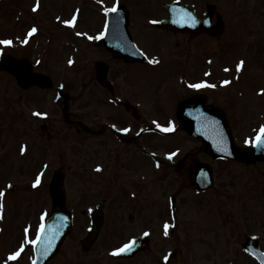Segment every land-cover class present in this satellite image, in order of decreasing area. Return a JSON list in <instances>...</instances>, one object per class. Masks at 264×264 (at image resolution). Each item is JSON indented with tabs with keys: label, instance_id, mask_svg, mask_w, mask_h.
<instances>
[{
	"label": "rangeland",
	"instance_id": "374dc122",
	"mask_svg": "<svg viewBox=\"0 0 264 264\" xmlns=\"http://www.w3.org/2000/svg\"><path fill=\"white\" fill-rule=\"evenodd\" d=\"M52 1H56L58 4V0H44V5L50 6L52 4ZM143 1H145L146 3L142 2L141 0H139L138 2L134 1L135 7H133V10H136V12L138 13L140 12V14L145 12L144 15H157L156 17L162 14V12L159 13L157 11V8L160 9L159 4L161 0ZM183 1L187 2V0ZM257 1L264 3V0H210L211 3L217 6V11L220 10L224 14L230 13L239 16H243L246 14H254L255 11L253 8ZM194 2L195 0L192 2V4H195ZM67 3H70V0H68ZM104 3H106V7H108L111 4V0H104ZM220 3L226 5V7H224V5L219 6ZM61 4L62 6L64 5L63 0H61ZM73 7H71V9L67 13H65L66 16L73 10ZM101 7H103V5H101ZM222 7L224 8V10H227L226 13L224 12V10H222ZM101 9H96L95 11H93L87 8L86 11L81 13L80 19L82 21L83 28L86 29L88 32L94 33L97 31V29L99 30L101 28ZM60 10H62V7L60 8ZM141 10H144V12H142ZM149 12L151 13L149 14ZM259 14L261 15L259 24L263 26L264 11H261ZM138 19H141V17L138 16ZM56 29L57 26H55V24L52 25L51 33L54 32V30ZM135 30H137V28H135ZM258 31L257 26L255 25L253 29L247 32V35H255L258 33ZM133 32L136 33L134 29ZM155 33L157 36L162 35L161 33ZM245 35L246 34L244 32H230V36H234L235 38H230V40L234 41L232 42L231 47L225 50H217V48L220 47L219 45L222 44L219 43L218 39H210L211 42H209L208 39L204 38H200L197 40L189 39L190 44H187V38H185L186 40H184V38H178L181 42V44L179 45L188 48V50H186L185 52L198 54V48L200 45H202V42L204 41L206 45L210 48L211 52V48L213 47L217 52L223 54V56H225V60L228 61L227 66H229L230 68L228 69V71H222V67H219V65H217L216 61L214 60V74L216 76H219V78H226L230 80L229 77L233 76L232 79H242L243 83L240 84V88L247 87L248 84L244 83L247 81H254V83L257 82V84H260V86L256 89H246L247 91H249L248 94L250 100H245L244 102L239 101V99L237 98L238 95L236 94V91L233 89V87L227 89V94L218 96L222 100V105L228 104L227 109L229 122L234 131L237 141H239L241 145H246L244 143L245 139L249 135L254 134L253 130L257 129L260 124L264 123V94H257L258 89H264V64H261V60L264 58V45L257 47L256 44H252L253 50H249L243 55L240 54L239 58V54H237V52L239 51L237 47L240 45L239 38ZM251 41L253 43L255 42L254 39H252ZM156 46L164 48L163 52H166V48L169 47L170 50V47L172 46V41L168 40L167 38H162V41L156 43ZM180 51L181 49L179 48L178 52L180 53ZM49 54H52V52L47 53L46 50L40 51L38 56V58L42 59V63L39 66L40 71L44 72L45 70H47L45 72L48 73L49 71L50 74L53 73L55 76V84H59L64 81L68 84V86H70L71 94L75 98L72 107L74 111L86 110L87 107L85 106L83 97L78 100L80 93L82 92L79 90L81 82L79 81L78 68L76 66L73 68L66 67L65 69L58 67L57 69L59 70L51 71L50 66H48ZM61 55L63 56V58H65L63 53H61ZM197 58L200 57L196 56L195 60ZM241 58L245 59L246 63L243 69H237V65H235V63L238 59ZM195 60L194 63L187 65L193 70L197 66ZM201 64H203V61H201ZM230 85H233V83H230ZM6 90L9 91V95L13 97H10L11 101L15 98L17 99V93L11 94V89L8 86L6 87ZM101 93L103 96V100H106V94L102 91ZM19 95L20 99L26 104L28 101H31V99H33L34 97V93H20ZM90 96L91 94L88 95V97ZM159 105L164 113L167 109L165 108V103L162 101ZM89 106V109L92 110V104L89 103ZM31 107L34 106H27V113L30 112ZM104 109L107 110L109 115V108H95L97 113H101V110L103 111ZM56 128L57 126L55 125L52 145L55 147V152L59 153V155L61 156V159L58 164L64 165L69 175H75L74 172H78L79 170V161L78 157L74 155L75 150L77 148H74L73 144L76 141H81L83 143V137L79 136L78 138L72 133H69L66 137H64L62 133H59L56 130ZM102 139L103 138H101V140ZM187 144V148H190V146H192L189 142ZM1 145L2 143H0V147ZM3 148L5 149L4 146ZM111 148L112 149L108 152L100 151L101 149L97 151H85L86 156L90 157L91 159H94L96 157L95 153H99L97 155L98 161L94 164H91L88 170H82L80 168V172H86L84 174V178L87 183L91 182L93 183V185L97 186L102 184L98 186L101 192L94 193L93 198H91L89 201H86V203H82L81 200H87L89 198L88 195L83 196L82 198L76 196L77 193L75 194V191L79 185V180H76L75 182L71 183V192H68V199L70 200V205L75 210L74 213L77 220V232L75 233V235L72 234V236L69 238V241L66 242L62 254L54 264H94L93 258H98V260L100 261L99 264H109V250L111 243L108 235L110 230V223L112 221V207L110 206L113 203V195L110 193L109 189V187H111L112 185L113 175V147ZM64 153L66 154V156L62 157ZM5 158L7 160L6 167L9 168L2 169V180L9 181L12 177H14V175L12 174V170L15 169L14 181L16 183V190L15 194L13 195L17 196L15 198V202H19L20 199L22 200L19 209H22L23 213L20 216L16 210L15 202L7 200L4 210V219L0 220L1 228H11L10 237L8 238V241H5V245L9 249H14L17 245V236L20 232V219H22L20 227H24L29 222L31 213H35L34 218L36 217L37 223L39 220L37 219L38 213L44 211L45 208H49L47 206H49L50 204V199L48 194V185L46 177L45 179H43L40 185L41 189L37 188L35 190H29L33 180V173L36 170L27 168V166L32 165V163L27 162L25 165H22L15 161V166H13L12 160H10L9 157ZM3 164H5L4 158L0 162V167H2ZM96 165H99L101 170L98 171L97 169H93ZM10 166L12 170L10 169ZM213 166L216 173V181L213 191L206 194L205 196H199L200 198L198 199L195 198V196L197 195L192 193L189 188L184 189L186 190L184 192L186 194L184 195H186L187 199H185L183 201V204H181V212L184 214L187 211V208H191L192 212L191 215H187L188 217L186 220L191 221V226L187 231V236L185 235V239H194L196 241L197 255L200 261L201 259H205V261L207 262V260L210 259V262L208 264H247V260L242 256L243 253L240 244H243L245 238L248 235L255 233L256 235H258L259 239L264 240V167H244L243 165L229 162H217L213 163ZM103 169H105V171H103ZM158 176V170L155 169L153 162H151L149 164L148 172L150 192L154 188L159 191V188L155 187L154 183H152L153 178H157ZM1 182L2 181L0 180V188H2ZM180 185H182L181 179L178 180L176 176L173 177L172 175L168 176V178L161 184L160 192H163L162 194H173L176 189H179ZM236 195H238L239 197H237ZM79 200L81 202H78ZM102 202L104 203L105 212H107L105 228L103 231L104 233H102V237L95 245L92 252L85 253L83 250H81L80 245L76 242V240L81 238L82 228L85 226V224H88V221L90 219V209H87V207H93L97 203ZM233 202H240V205L234 208ZM184 203H187V205L184 206ZM250 210H253V212L249 214ZM29 214L30 217H28ZM247 215L251 222H249L244 227L239 228V218L245 222V218ZM255 216H257L260 220L258 226H256L257 224H254ZM189 218L192 219L188 220ZM255 227L261 229L260 233L255 230ZM192 235L195 236L193 237ZM0 251L4 252L1 241ZM186 256L187 260L193 258V255L187 254ZM193 259L192 261H195ZM21 261L22 262H20L19 264L28 263L23 259H21ZM205 261L200 262V264H206Z\"/></svg>",
	"mask_w": 264,
	"mask_h": 264
},
{
	"label": "snow or ice",
	"instance_id": "6c2138e0",
	"mask_svg": "<svg viewBox=\"0 0 264 264\" xmlns=\"http://www.w3.org/2000/svg\"><path fill=\"white\" fill-rule=\"evenodd\" d=\"M100 3L103 5L104 0H100ZM39 0H37V4L36 6L33 8V11H36L39 8ZM120 9V0H115V3L111 6V7H104L103 11L105 14L107 13H117ZM79 12V9H77V13ZM61 18L58 16L57 20H60ZM191 21V23L193 25H195L198 21L196 20L195 16H193L191 13L185 11L184 12V16L177 19L175 22L176 23H187ZM65 25L71 26V27H75L76 26V22H77V15H73L71 19H66L62 21ZM151 23L153 24H158L160 23V21L158 20H153L151 21ZM38 31V29L36 27H32L29 32H28V37H32L33 34H35ZM108 31V27L107 24L104 27V31H102L101 33H99L96 36H91L88 35V33L84 32H78L77 35H82L87 37V39L89 40H97V39H101L102 37H104L107 34ZM24 44L28 43V39H24L23 41H21ZM0 45H4V46H12L13 45V40L12 39H3L0 40ZM4 49L0 48V56L3 55ZM141 54L144 55L145 57H147V53L141 51ZM150 63L152 64H157L159 63V60L155 59V58H151ZM37 63L39 64L40 61H37ZM73 63L72 60H69V64ZM245 65V61L244 60H240L239 63L237 64V69H243ZM225 71H228V69H225ZM206 75H208V73H206ZM231 81L229 80H224L223 84L228 85L230 84ZM61 88L64 87L63 84L60 85ZM189 87L193 88V89H201L203 87H212L215 88L216 85L215 84H208L206 81H202L199 83H192L189 85ZM261 94H264V89H261ZM33 115L37 116V117H41V116H47L48 113L47 112H40V111H36L35 113H33ZM154 123L156 124V127L159 128L161 131L164 132H169V131H174L175 130V122L170 121L168 123L167 126L160 124L158 121H154ZM112 128H116L117 126L115 124H113L111 126ZM131 129L128 127L125 128H121L119 129V131H122L124 133L129 132ZM252 135H249L244 143L246 145L255 147L257 149H261L264 148V123L260 124L259 127L257 129L253 130ZM221 151H225V152H229V149L227 148V146L225 145L224 147H222L220 149ZM22 153L27 151V146L23 147L21 149ZM177 155L176 152H172L169 154V159H171L173 156ZM157 167L160 166L159 162H157ZM44 169L48 168L47 164L43 165ZM97 170H101L100 166L97 167ZM44 176V171H40L39 174L36 176V178L34 179V181L32 182V188H38L41 183H42V178ZM13 188V184L11 182H9L6 186L5 189H0V220L4 219V210H5V203H4V198L6 195V192L8 189H12ZM133 195H135V193H133ZM48 216L47 212H43L40 216V224L36 230V234H35V238L33 239L30 235V231H31V226L29 225L28 227H26L24 229V233H25V239L24 242L20 245V247L13 252H10L7 259L4 260V264H9V261H16L18 260V258L21 256V253L25 250L26 246H33L34 248H36L37 250H39V247L41 244L45 245L44 251L45 253L52 248L53 243L55 241L56 235L54 231H50L49 228L47 227L46 224V218ZM168 228H169V224L165 223L164 225V234L168 235ZM144 235H148L147 232L144 233ZM136 238L133 237L132 239H130L128 242L122 244L120 247H117L115 249H113L112 251V255L114 256H119L121 253H125V252H129L133 249V247L136 244ZM39 259V256H37L36 259L33 260L32 264H37V260ZM169 260L168 256L164 257V261L167 262Z\"/></svg>",
	"mask_w": 264,
	"mask_h": 264
},
{
	"label": "water",
	"instance_id": "95a60500",
	"mask_svg": "<svg viewBox=\"0 0 264 264\" xmlns=\"http://www.w3.org/2000/svg\"><path fill=\"white\" fill-rule=\"evenodd\" d=\"M122 17L124 18V16L122 15ZM112 29L116 31L117 33V38H119L120 36H122L124 39H125V36H124V29L126 28V17L124 19L122 18H113V26L110 25L109 29ZM121 37V39H122ZM105 45H109V43L105 42L103 43ZM118 46V45H117ZM113 47H116V45H113ZM251 153L253 151H250ZM236 157H239L237 156V153L235 155ZM241 158V157H239ZM264 156H258L254 159H263ZM65 212L63 211V209H61V206L60 204L57 202V205H56V208L54 210V214L48 224V228L50 231H54L55 232V235H56V238H55V241H54V245H57L58 242L56 241L58 239V232H62L63 230L66 229L67 227V217L66 215L64 214ZM62 221H65L66 223H63Z\"/></svg>",
	"mask_w": 264,
	"mask_h": 264
}]
</instances>
